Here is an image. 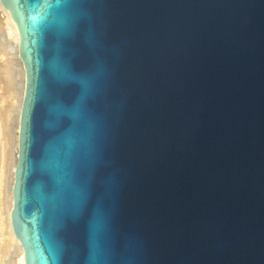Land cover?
I'll use <instances>...</instances> for the list:
<instances>
[{
    "label": "water",
    "instance_id": "obj_1",
    "mask_svg": "<svg viewBox=\"0 0 264 264\" xmlns=\"http://www.w3.org/2000/svg\"><path fill=\"white\" fill-rule=\"evenodd\" d=\"M0 3L25 264H264V0Z\"/></svg>",
    "mask_w": 264,
    "mask_h": 264
},
{
    "label": "rangeland",
    "instance_id": "obj_2",
    "mask_svg": "<svg viewBox=\"0 0 264 264\" xmlns=\"http://www.w3.org/2000/svg\"><path fill=\"white\" fill-rule=\"evenodd\" d=\"M2 21L0 18V264L2 252L9 246H17L11 234L8 212L16 161V116L22 91L20 62ZM9 262L4 260V264Z\"/></svg>",
    "mask_w": 264,
    "mask_h": 264
},
{
    "label": "bare ground",
    "instance_id": "obj_3",
    "mask_svg": "<svg viewBox=\"0 0 264 264\" xmlns=\"http://www.w3.org/2000/svg\"><path fill=\"white\" fill-rule=\"evenodd\" d=\"M0 12H1V20L2 24L5 26V29L7 31V34L11 36V39L14 43V49H15V57L18 59L20 62L21 66V73H22V91H21V96L19 99V105H18V110H17V116H16V123H17V133H16V161L13 167V182H14V170L16 167L17 163V155H18V134H19V124H20V113H21V106H22V100L24 96V91H25V70H24V65L22 63L19 51H18V44H19V32L17 25L13 18L10 15V12L7 8H5L1 3H0ZM13 185V184H12ZM12 190V188H11ZM13 206V198H12V193H11V202H10V208L8 212L9 216V225L11 229V234L15 237L13 231H12V226H11V220H10V213L12 210ZM16 240V245L17 246H9L5 251L2 253V262L1 264H4V260H10L9 264H25L24 262V250L22 248V245L20 241L15 237Z\"/></svg>",
    "mask_w": 264,
    "mask_h": 264
},
{
    "label": "snow or ice",
    "instance_id": "obj_4",
    "mask_svg": "<svg viewBox=\"0 0 264 264\" xmlns=\"http://www.w3.org/2000/svg\"><path fill=\"white\" fill-rule=\"evenodd\" d=\"M24 11L27 12V13H29L27 8H25ZM49 29H50V27L46 25V26L43 27L42 30L43 31H48Z\"/></svg>",
    "mask_w": 264,
    "mask_h": 264
}]
</instances>
